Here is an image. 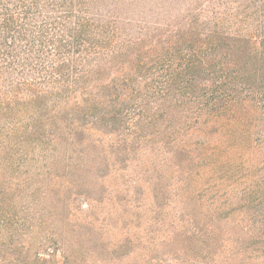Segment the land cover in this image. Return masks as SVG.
Wrapping results in <instances>:
<instances>
[{"label": "trees", "instance_id": "obj_1", "mask_svg": "<svg viewBox=\"0 0 264 264\" xmlns=\"http://www.w3.org/2000/svg\"><path fill=\"white\" fill-rule=\"evenodd\" d=\"M248 2L0 0V160L91 133L202 166L264 158V0Z\"/></svg>", "mask_w": 264, "mask_h": 264}, {"label": "rangeland", "instance_id": "obj_2", "mask_svg": "<svg viewBox=\"0 0 264 264\" xmlns=\"http://www.w3.org/2000/svg\"><path fill=\"white\" fill-rule=\"evenodd\" d=\"M97 136L72 154L1 158L0 264H264V158L202 166Z\"/></svg>", "mask_w": 264, "mask_h": 264}]
</instances>
